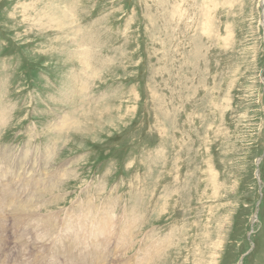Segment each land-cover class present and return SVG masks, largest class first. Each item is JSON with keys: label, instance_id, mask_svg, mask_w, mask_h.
Returning <instances> with one entry per match:
<instances>
[{"label": "rangeland", "instance_id": "1", "mask_svg": "<svg viewBox=\"0 0 264 264\" xmlns=\"http://www.w3.org/2000/svg\"><path fill=\"white\" fill-rule=\"evenodd\" d=\"M262 76L264 0H0V264H264Z\"/></svg>", "mask_w": 264, "mask_h": 264}, {"label": "bare ground", "instance_id": "2", "mask_svg": "<svg viewBox=\"0 0 264 264\" xmlns=\"http://www.w3.org/2000/svg\"><path fill=\"white\" fill-rule=\"evenodd\" d=\"M11 184V183H10ZM52 196V195H51ZM5 199V198H4ZM23 207V206H22ZM2 208V207H1ZM26 208V207H25ZM104 211V210H103ZM1 212V211H0ZM3 212V211H2ZM106 212V211H105ZM52 214V213H51ZM1 216V215H0ZM63 216V215H62ZM14 217V216H13ZM26 217V216H25ZM101 217V216H100ZM131 217V216H130ZM40 218V217H39ZM62 218V217H61ZM94 217H92V221L94 220L93 219ZM104 218V217H103ZM84 219V218H83ZM129 219V218H128ZM98 220V219H97ZM39 221V220H38ZM83 221V220H82ZM87 221V220H86ZM106 221H109V220H106ZM46 222V221H45ZM103 222V221H102ZM138 222V221H137ZM41 223H42V221H41ZM56 224V223H55ZM79 224V223H78ZM77 224V225H78ZM102 224V223H101ZM109 224H110V222H109ZM83 225V224H82ZM111 225V224H110ZM60 226V225H59ZM106 227V226H105ZM110 227V226H109ZM59 228V227H58ZM89 228H90V226H89ZM50 229H53V228H50ZM77 229H79V228H77ZM95 229H97L96 227H94L93 228V230H95ZM110 229V228H109ZM89 230H91V229H89ZM92 230V232H90L91 233V235H93V237H94V239H95V242H96V240H97V237H95L94 236V234H93V232H95V231H93ZM107 230V229H106ZM102 233V232H101ZM103 234V233H102ZM104 234H105V232H104ZM83 236V235H82ZM42 237V236H41ZM73 238V237H72ZM41 240V239H40ZM33 243V242H32ZM37 243V242H36ZM103 244V243H102ZM108 244V243H107ZM71 245V244H70ZM74 245V244H73ZM96 245V244H95ZM75 246V245H74ZM70 247V246H69ZM76 247V246H75ZM74 247V248H75ZM125 247V246H124ZM127 248V247H126ZM72 249V248H71ZM165 250V249H164ZM74 251V250H73ZM97 252V251H96ZM127 252V251H126ZM146 262V261H145Z\"/></svg>", "mask_w": 264, "mask_h": 264}, {"label": "water", "instance_id": "3", "mask_svg": "<svg viewBox=\"0 0 264 264\" xmlns=\"http://www.w3.org/2000/svg\"><path fill=\"white\" fill-rule=\"evenodd\" d=\"M262 79H263V81H264V76H262Z\"/></svg>", "mask_w": 264, "mask_h": 264}]
</instances>
